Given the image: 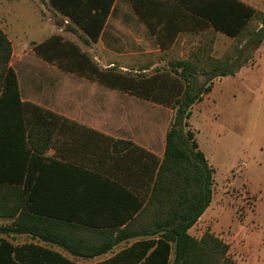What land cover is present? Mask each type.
I'll use <instances>...</instances> for the list:
<instances>
[{
    "label": "trees",
    "instance_id": "obj_1",
    "mask_svg": "<svg viewBox=\"0 0 264 264\" xmlns=\"http://www.w3.org/2000/svg\"><path fill=\"white\" fill-rule=\"evenodd\" d=\"M114 0H49L61 15L78 25L91 41H96ZM136 14L167 49L180 31L212 28L235 40L230 54L203 63L196 60L170 62L167 72L153 75L120 72L115 67L101 69L75 42L52 34L33 44V51L58 68L77 73L110 87L125 90L174 109L166 131L165 151L158 158V171L150 196L143 198L140 214L152 221L135 231L128 227L115 237L89 244L82 238L69 239L64 234L50 236L51 241L75 257L92 258L109 252L118 242L135 236L143 238L107 260L93 264H240L229 254V244L206 229L200 237L189 229L212 201L214 169L208 163L189 123L191 106L200 101L216 77L234 75L248 61L243 54L264 43V7L257 10L241 0H130ZM254 23V24H253ZM11 40L0 28V264H81L35 243H15L10 234L32 231L25 220L37 221L38 209L22 200L37 198L35 177L38 157L44 147L35 139L41 129L55 119H65L51 110L21 100L17 74L10 62ZM196 57V54H193ZM203 75L202 82L198 76ZM33 150V152H31ZM24 175L26 179L24 180ZM37 180V179H35ZM24 183V188L22 184ZM25 209V210H23ZM136 211L139 206L135 208ZM33 211V212H31ZM33 213V214H31ZM139 214V215H140ZM80 230V226H75ZM86 247V249H83Z\"/></svg>",
    "mask_w": 264,
    "mask_h": 264
},
{
    "label": "crops",
    "instance_id": "obj_2",
    "mask_svg": "<svg viewBox=\"0 0 264 264\" xmlns=\"http://www.w3.org/2000/svg\"><path fill=\"white\" fill-rule=\"evenodd\" d=\"M241 1L257 10L264 7V0ZM40 2L43 6L49 4V0ZM5 3L8 4L7 1ZM49 6L54 19L40 14L36 24L40 27L45 25L51 33L40 41L30 40L32 55L26 59L25 56L20 58L25 63L35 59L43 69H28L22 79L12 63L15 53L12 37L3 25L6 22L4 19H7V9H4L5 13L0 10V28L13 46L10 64L17 74L21 100L65 117L44 124L47 130L41 129L36 135L35 139L42 147L44 136H49L50 145L44 153L36 155L47 159H39L37 167L30 172V176L37 179L32 180L30 188L36 186L38 196L32 202H28V198L23 199L22 204L38 209L35 212L37 221L25 220L24 227L29 226L32 231L10 234V237L20 244L35 243L77 263L93 264L109 259L143 236L123 239L109 252L92 258L75 257L49 237L64 234L69 239L82 238L92 244L95 240L116 237L126 227L132 232L139 230L142 225L152 221L151 208L154 212L155 204L150 205L144 216L140 210L146 203L143 204V198L151 194L158 171L157 160L164 155L166 131L173 120L174 109L62 70L38 56L33 51V44L52 34H60L75 42L101 69L115 67L120 72L150 76L167 72L170 62L176 60L193 59L203 63L220 58L221 55L217 56L215 52L218 40L223 35L212 28L180 31L170 47L162 49L157 37L136 14L130 0H114L97 40L91 41L78 25ZM6 23L9 25L8 19ZM194 35L197 36L195 47L187 39ZM224 37L231 38L227 35ZM23 39L18 38L21 47L25 46ZM261 49L259 47L257 50V58L261 56ZM186 50L188 54L185 56ZM249 67L244 65L234 75L213 79L211 90L191 106L188 121L192 129L196 130L190 122L193 110H200L215 91L219 92L228 110L236 108L238 84L243 82L250 92L249 82L245 79ZM211 102L217 105L218 99L213 97ZM215 115V112L211 114ZM204 117L209 118L206 113ZM197 143L211 165V158ZM212 206L213 201L189 229L191 235L200 237L206 230L200 227L204 221L215 216ZM3 221L7 224L12 220L0 219V223ZM75 226H80V230Z\"/></svg>",
    "mask_w": 264,
    "mask_h": 264
},
{
    "label": "rangeland",
    "instance_id": "obj_3",
    "mask_svg": "<svg viewBox=\"0 0 264 264\" xmlns=\"http://www.w3.org/2000/svg\"><path fill=\"white\" fill-rule=\"evenodd\" d=\"M40 1L0 0V10L5 13L7 9L9 22L7 25L4 19L3 25L15 49L12 63L21 79L28 69H43L35 59L29 63L20 60L22 56L26 59L32 55L30 40L40 41L51 33L45 25L36 24L40 14L53 18L49 4L43 6ZM220 34L223 36L218 40L215 53L224 57L231 53L235 40ZM18 38H26L24 47L18 45ZM187 39L196 46V35ZM259 47L261 56L257 58ZM259 47L251 53L247 50L242 56H248L245 65L251 66L245 78L250 92L243 82L238 84L236 108L228 110L215 91L200 110H193L190 121L196 128L197 141L211 158L214 168L212 207L215 216L204 221L200 228L209 229L226 241L230 256L241 264H264V43ZM187 54L188 50L184 55ZM198 81L202 82L203 76L199 75ZM213 97L218 99L217 105L211 102ZM213 112L217 114L215 117L211 116ZM205 113L209 118L205 119Z\"/></svg>",
    "mask_w": 264,
    "mask_h": 264
}]
</instances>
